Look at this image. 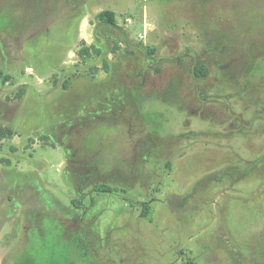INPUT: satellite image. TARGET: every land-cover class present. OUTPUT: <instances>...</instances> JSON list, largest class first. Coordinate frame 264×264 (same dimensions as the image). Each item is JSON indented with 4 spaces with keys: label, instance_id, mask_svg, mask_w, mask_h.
<instances>
[{
    "label": "rangeland",
    "instance_id": "rangeland-1",
    "mask_svg": "<svg viewBox=\"0 0 264 264\" xmlns=\"http://www.w3.org/2000/svg\"><path fill=\"white\" fill-rule=\"evenodd\" d=\"M0 68V264H264V0H0Z\"/></svg>",
    "mask_w": 264,
    "mask_h": 264
},
{
    "label": "trees",
    "instance_id": "trees-1",
    "mask_svg": "<svg viewBox=\"0 0 264 264\" xmlns=\"http://www.w3.org/2000/svg\"><path fill=\"white\" fill-rule=\"evenodd\" d=\"M100 16L106 21L109 22L110 24L114 25L115 21H114V17H113V13L111 11H103L100 13ZM98 51V50H97ZM81 50L79 51L80 54ZM82 54V52H81ZM207 68L205 66H203L201 63H197L195 66V74L197 76H204L207 74ZM0 78L3 81H7L9 79V75L5 74L4 71L0 68ZM1 136V135H0ZM104 189L103 191H114V188H110L108 186H102ZM184 264H196L191 260H187Z\"/></svg>",
    "mask_w": 264,
    "mask_h": 264
}]
</instances>
